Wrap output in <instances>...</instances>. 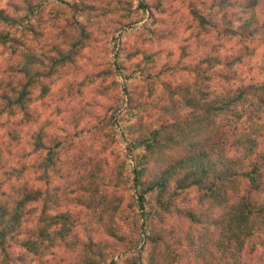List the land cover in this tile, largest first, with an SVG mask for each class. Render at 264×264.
Segmentation results:
<instances>
[{
  "label": "clouds",
  "instance_id": "clouds-1",
  "mask_svg": "<svg viewBox=\"0 0 264 264\" xmlns=\"http://www.w3.org/2000/svg\"><path fill=\"white\" fill-rule=\"evenodd\" d=\"M0 264H264V0H0Z\"/></svg>",
  "mask_w": 264,
  "mask_h": 264
}]
</instances>
